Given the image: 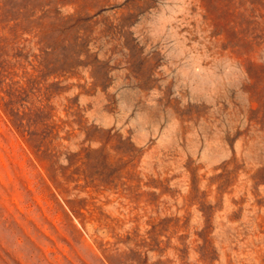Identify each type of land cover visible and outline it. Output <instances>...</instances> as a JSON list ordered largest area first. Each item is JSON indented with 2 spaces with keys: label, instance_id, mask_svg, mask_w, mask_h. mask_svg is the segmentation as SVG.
Instances as JSON below:
<instances>
[{
  "label": "rangeland",
  "instance_id": "rangeland-1",
  "mask_svg": "<svg viewBox=\"0 0 264 264\" xmlns=\"http://www.w3.org/2000/svg\"><path fill=\"white\" fill-rule=\"evenodd\" d=\"M0 264H264V0H0Z\"/></svg>",
  "mask_w": 264,
  "mask_h": 264
}]
</instances>
